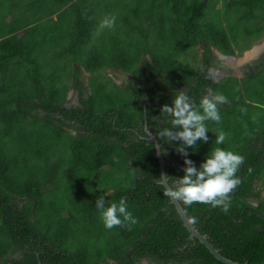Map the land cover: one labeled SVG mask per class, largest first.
I'll return each mask as SVG.
<instances>
[{
    "label": "trees",
    "instance_id": "obj_1",
    "mask_svg": "<svg viewBox=\"0 0 264 264\" xmlns=\"http://www.w3.org/2000/svg\"><path fill=\"white\" fill-rule=\"evenodd\" d=\"M112 15L116 26L100 28ZM1 34L0 264H225L189 237L155 179L145 124L170 177L185 159L198 169L217 130L227 134L219 147L243 157L228 211L180 204L223 256L264 260V51L241 77L214 51L240 55L264 35V0H0ZM190 51L194 60H180ZM108 68L127 81L117 84ZM177 91L197 103L226 97L221 122H206L208 140L187 155L182 141L158 136L170 123L161 106ZM64 188L70 202L55 207L51 194ZM102 195L126 197L137 223L105 229Z\"/></svg>",
    "mask_w": 264,
    "mask_h": 264
},
{
    "label": "clouds",
    "instance_id": "obj_2",
    "mask_svg": "<svg viewBox=\"0 0 264 264\" xmlns=\"http://www.w3.org/2000/svg\"><path fill=\"white\" fill-rule=\"evenodd\" d=\"M115 15L105 17L100 22V28L113 29L116 26ZM226 101V97L220 93L206 94L198 103L184 91H177L172 96L171 104L161 106V117L170 118L168 126L158 132L159 137H167L171 140L182 141L184 147H178L177 151L187 155L188 150L195 151L197 140L206 142L209 128L206 122H221L219 105ZM179 126L173 133L172 129ZM144 128L145 139L148 135ZM227 134L223 130H217L214 143L217 145L210 154L205 155L199 168L193 166L192 161L185 159L183 174L179 177H170L161 174L155 179L163 186L164 194L174 202H182L185 206L194 203L220 206L227 212L230 207V193L240 184V178L236 175L243 157L232 150L219 147L225 143ZM195 149V150H193ZM163 154V149H160ZM169 178L174 182L169 183ZM106 195V194H105ZM99 219L105 229L127 226L131 228L137 223V218L129 211L126 197L121 196L116 202H105L104 195L99 196L95 202Z\"/></svg>",
    "mask_w": 264,
    "mask_h": 264
},
{
    "label": "water",
    "instance_id": "obj_3",
    "mask_svg": "<svg viewBox=\"0 0 264 264\" xmlns=\"http://www.w3.org/2000/svg\"><path fill=\"white\" fill-rule=\"evenodd\" d=\"M262 46H253L251 47L248 51H252V53L254 55L257 54V52L259 51L260 48H262ZM251 54V52H248L246 54L249 55ZM245 55V54H244ZM253 56V55H252ZM224 58V57H223ZM244 58H241L240 60H244ZM145 127H146V124H145ZM146 131L148 133V139L151 140L154 144H155V150H156V157L159 161V167H160V173L161 174H165V167H164V159L161 155V152H160V144L158 142V140L156 139V137L154 136L153 133H151L147 128H146ZM170 203H172L179 216H180V219L182 220L184 226L186 227V229L189 231V237L190 238H197L201 243H203L206 248L209 250V252L219 261L225 263V264H249V263H242V262H238V261H235V260H232L228 257H225L223 256L213 245L212 243L208 240L207 236L205 234H202L198 231V229L195 228V226L190 222V220L188 219L185 211L183 210L180 202H174L170 199ZM258 264H264V260L261 262V263H258Z\"/></svg>",
    "mask_w": 264,
    "mask_h": 264
},
{
    "label": "rangeland",
    "instance_id": "obj_4",
    "mask_svg": "<svg viewBox=\"0 0 264 264\" xmlns=\"http://www.w3.org/2000/svg\"><path fill=\"white\" fill-rule=\"evenodd\" d=\"M93 38L94 39H97V38H99V34L98 33H95L94 34V36H93ZM262 45H264V36L262 37V38H260L255 44H254V46H262ZM264 49V48H263ZM262 49V50H263ZM249 49H247L245 52H243L242 54H240V55H235L234 57L235 58H233V61H232V64H233V69L234 70H241V68L243 67L242 65L245 63V61L248 59H250L251 57H252V55L254 56V54L252 53V51H248ZM260 50V49H259ZM262 50H260V52L262 51ZM248 52H251V54H249V55H247L246 56V54L248 53ZM259 52V51H258ZM259 52V53H260ZM245 54V55H244ZM257 55V54H256ZM255 55V56H256ZM245 57V59H244V61L241 63V61L242 60H240L241 58H244ZM183 60V61H192V60H194V56H193V53H192V51H190V52H185V53H183V55L180 57V60ZM252 59V58H251ZM241 63V64H240ZM104 73H105V75H107V76H109V77H112L113 79H114V81L117 83V84H121L123 81H127V79H128V77L127 76H125V75H123V74H118V75H114L113 73H109V72H105L104 71ZM85 74H87V73H85ZM73 99H74V96H73ZM57 190V189H56ZM67 191H70V188L69 189H62L61 190V192H58V193H55L57 196H56V199H55V197H53L54 195H52L51 194V198H52V200L53 201H55V203H54V206L56 207H58L59 206V204L60 205H62V204H67V203H69L70 202V199L69 198H67L66 197V193H67ZM50 198V199H51ZM59 208V207H58Z\"/></svg>",
    "mask_w": 264,
    "mask_h": 264
},
{
    "label": "crops",
    "instance_id": "obj_5",
    "mask_svg": "<svg viewBox=\"0 0 264 264\" xmlns=\"http://www.w3.org/2000/svg\"><path fill=\"white\" fill-rule=\"evenodd\" d=\"M13 15H16L15 14V12H14V10H10V13H8V16L6 17V18H4L5 19V22H6V25H10V23H12V16ZM52 17H54V18H56V14H53L52 15ZM3 24V23H2ZM12 33V34H11ZM6 34H8V35H13V34H17V35H19V34H21V30H13V31H10V32H6ZM2 35H5V34H1L0 36H2ZM22 35V34H21ZM264 36V35H263ZM262 36V37H263ZM6 37V36H5ZM261 37V38H262ZM260 39V38H259ZM259 39H257L255 42H253V44H252V46L251 47H253L254 46V44L259 40ZM250 47V48H251ZM249 48V49H250ZM264 48V45H263V47L262 48H260V50H262ZM260 50H259V52H260ZM215 51V54L218 56V58L219 59H221V62H222V65H223V67L224 68H226V69H228L230 72H228L227 74L228 75H234L235 77H241L242 75H243V72H242V70H234L233 69V64H232V61H233V58H235L234 56L235 55H237V54H235V55H225V54H222L221 52H219V51H217V50H214ZM246 51V50H245ZM244 51V52H245ZM264 51V49L259 53V52H257V55L255 56H252L249 60L247 59L246 61H245V63L242 65V66H244V65H246V64H253V61L256 59V58H258L259 57V55L262 53ZM224 57V58H223ZM244 61V60H243ZM243 61H241V63L243 62ZM240 63V64H241ZM106 71H108V70H106ZM84 73H87V72H84ZM88 74V73H87ZM73 96H74V99H73ZM76 93L73 91V89H69V91L67 92V98L68 99H71V102H75L76 101Z\"/></svg>",
    "mask_w": 264,
    "mask_h": 264
},
{
    "label": "flooded vegetation",
    "instance_id": "obj_6",
    "mask_svg": "<svg viewBox=\"0 0 264 264\" xmlns=\"http://www.w3.org/2000/svg\"><path fill=\"white\" fill-rule=\"evenodd\" d=\"M256 59H257V58H256ZM256 59H255V60H256ZM106 70H108V71H106ZM106 70H105V72L112 73V69H111V68H108V69H106Z\"/></svg>",
    "mask_w": 264,
    "mask_h": 264
}]
</instances>
